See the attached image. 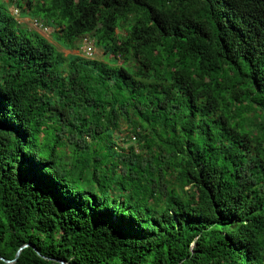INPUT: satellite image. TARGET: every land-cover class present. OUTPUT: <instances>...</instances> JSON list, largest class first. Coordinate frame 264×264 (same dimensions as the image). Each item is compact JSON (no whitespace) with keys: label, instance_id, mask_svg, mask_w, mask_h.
Wrapping results in <instances>:
<instances>
[{"label":"trees","instance_id":"obj_1","mask_svg":"<svg viewBox=\"0 0 264 264\" xmlns=\"http://www.w3.org/2000/svg\"><path fill=\"white\" fill-rule=\"evenodd\" d=\"M10 5L0 256L29 244L14 264H264V0L16 1L102 60L66 57ZM124 132L136 146H119Z\"/></svg>","mask_w":264,"mask_h":264},{"label":"rangeland","instance_id":"obj_2","mask_svg":"<svg viewBox=\"0 0 264 264\" xmlns=\"http://www.w3.org/2000/svg\"><path fill=\"white\" fill-rule=\"evenodd\" d=\"M3 3L5 4H11L10 5V12L12 13L16 8L17 6L15 5L16 4V1L17 0H13V2H11V0H1ZM26 8V5L23 4ZM22 11V9H21ZM20 11V12H21ZM23 18V17H21ZM28 18V17H27ZM31 18H28V19H20V22L22 24L23 27L25 28H28L30 30H33L35 32H38L39 34H42L44 36L47 37V39L52 43L54 44V46H56L57 50L60 52V53H63L66 57L67 56H70L71 54H77V55H81L82 57H84V52H83V47L84 45L82 44L81 46V50L80 51H69V50H65L62 46H60L59 44H57L56 42H54V40H52V35H51V32H46L45 31H36L34 30L35 28L33 27L32 23H31ZM90 39H92L91 37H89ZM122 57L120 56V59L118 60V63L119 64H123V60L121 59ZM94 59H98V60H102L103 59V53L101 50H97L95 49V55H94ZM118 144L120 147H123V148H128V147H132V146H136V140H134L133 138L132 139H129V134L127 132H124V134L120 135L119 136V139L117 140Z\"/></svg>","mask_w":264,"mask_h":264},{"label":"clouds","instance_id":"obj_3","mask_svg":"<svg viewBox=\"0 0 264 264\" xmlns=\"http://www.w3.org/2000/svg\"><path fill=\"white\" fill-rule=\"evenodd\" d=\"M10 10V9H9ZM20 11H21V9H18V8H16L11 14L18 20V22L21 24V22H20V19H23V18H21V16H20ZM24 19H28V18H24ZM35 22H38V26L37 25H35ZM31 23H32V25H33V27L35 28L34 30H36V31H45V33L46 32H53V30H51L48 26H45L40 20H37V19H33V20H31ZM21 26H22V24H21ZM33 31V30H32ZM38 33V32H37ZM42 35V34H41ZM42 36H44V35H42ZM45 38H47L46 36H44ZM85 40H88V41H91L92 42V40H90V38H88V37H86V38H84L82 41L85 43ZM83 51H84V47H83ZM86 58V57H85ZM94 59V58H93Z\"/></svg>","mask_w":264,"mask_h":264},{"label":"built area","instance_id":"obj_4","mask_svg":"<svg viewBox=\"0 0 264 264\" xmlns=\"http://www.w3.org/2000/svg\"><path fill=\"white\" fill-rule=\"evenodd\" d=\"M35 25L38 26V22H35ZM91 41L85 40V46H84V57L88 59H93L95 55V50L91 46Z\"/></svg>","mask_w":264,"mask_h":264},{"label":"water","instance_id":"obj_5","mask_svg":"<svg viewBox=\"0 0 264 264\" xmlns=\"http://www.w3.org/2000/svg\"><path fill=\"white\" fill-rule=\"evenodd\" d=\"M28 247H30L29 244L22 246V247L20 248V250L18 251V253H17V255H16V258H15L14 260H12V261H10V260H6V259H4V258H2V257L0 256V261H3V262H5V263H7V264H14V263L18 260V258H19V256H20L21 252H22L24 249L28 248ZM35 250H36V252H37L40 256H42V255L39 253V251H38L37 249H35ZM42 257H43V256H42ZM61 263H62V264H66V263H64V262H62V261H61Z\"/></svg>","mask_w":264,"mask_h":264},{"label":"bare ground","instance_id":"obj_6","mask_svg":"<svg viewBox=\"0 0 264 264\" xmlns=\"http://www.w3.org/2000/svg\"><path fill=\"white\" fill-rule=\"evenodd\" d=\"M133 139H134V137H133Z\"/></svg>","mask_w":264,"mask_h":264}]
</instances>
